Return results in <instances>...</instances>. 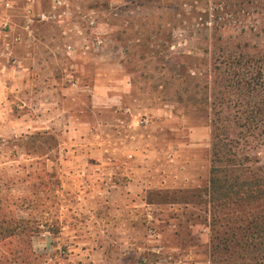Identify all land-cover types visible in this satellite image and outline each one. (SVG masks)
Instances as JSON below:
<instances>
[{
    "label": "rangeland",
    "instance_id": "374dc122",
    "mask_svg": "<svg viewBox=\"0 0 264 264\" xmlns=\"http://www.w3.org/2000/svg\"><path fill=\"white\" fill-rule=\"evenodd\" d=\"M259 1L0 5V264L229 263L210 248L230 210L212 206V119L263 170L229 64L264 57Z\"/></svg>",
    "mask_w": 264,
    "mask_h": 264
},
{
    "label": "trees",
    "instance_id": "16d2710c",
    "mask_svg": "<svg viewBox=\"0 0 264 264\" xmlns=\"http://www.w3.org/2000/svg\"><path fill=\"white\" fill-rule=\"evenodd\" d=\"M239 3H244L239 1ZM245 3L261 6L259 0ZM232 6L224 3V6ZM263 6H261L262 8ZM257 10H255L256 12ZM229 20V18L227 17ZM244 30V29H242ZM264 56V55H263ZM236 65L230 79L241 97L237 101L239 127L248 133H264V57H242L230 59ZM215 117L218 111H214ZM216 119H212L210 187L213 194L212 206L230 209L229 216L216 215L210 248L222 252L228 264H264V168L251 170L239 159L237 153L229 151L222 141L229 140L219 132ZM238 186L237 191L231 187ZM223 188L226 192L221 200L216 194ZM234 208V209H233ZM235 259L237 263H234ZM238 260V261H237ZM239 262V263H238Z\"/></svg>",
    "mask_w": 264,
    "mask_h": 264
},
{
    "label": "built area",
    "instance_id": "2783aa9c",
    "mask_svg": "<svg viewBox=\"0 0 264 264\" xmlns=\"http://www.w3.org/2000/svg\"><path fill=\"white\" fill-rule=\"evenodd\" d=\"M16 2L17 0H0V5L5 8H12L13 4H15ZM27 12L30 13L31 8H27ZM44 16H45L44 13L40 14V17L43 18Z\"/></svg>",
    "mask_w": 264,
    "mask_h": 264
},
{
    "label": "crops",
    "instance_id": "0c3cea01",
    "mask_svg": "<svg viewBox=\"0 0 264 264\" xmlns=\"http://www.w3.org/2000/svg\"><path fill=\"white\" fill-rule=\"evenodd\" d=\"M95 92H96V91H95ZM108 97H110V96H108ZM111 97H113V98H117L118 95H117L116 93H112V96H111ZM109 106H110V110L115 111V113H117V109H116L115 106H113L112 104H110Z\"/></svg>",
    "mask_w": 264,
    "mask_h": 264
}]
</instances>
